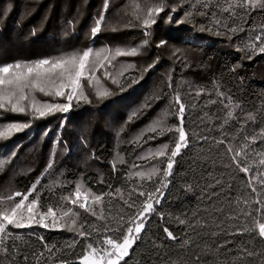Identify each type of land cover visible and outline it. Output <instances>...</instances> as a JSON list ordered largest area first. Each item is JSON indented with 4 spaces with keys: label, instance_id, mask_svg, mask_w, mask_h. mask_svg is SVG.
Listing matches in <instances>:
<instances>
[{
    "label": "trees",
    "instance_id": "obj_1",
    "mask_svg": "<svg viewBox=\"0 0 264 264\" xmlns=\"http://www.w3.org/2000/svg\"><path fill=\"white\" fill-rule=\"evenodd\" d=\"M104 2L0 0V67L28 65L40 59L79 58L84 51L92 49L67 113L45 109L46 115L41 117L34 110V107L67 103L65 97L54 94L59 80L46 89L51 94L40 92V85L35 89L25 88L26 99L19 102L25 107L23 112L0 109V132L3 133L0 136V210L14 207L36 185V191L19 210L22 216L16 217L32 226L17 229L6 225V231L13 234L7 243L15 246L13 250L27 254L28 264H37L34 252L44 253L39 264H63L64 261L83 264V257L92 249L86 248L87 241L68 248L78 237L67 231V227L79 230L87 220L103 234L100 226L105 221L80 209V203L99 209L103 205L93 204L94 197L109 192V185L112 192L121 189L116 194L117 201L121 196L127 198L133 190L135 199L139 192L160 188L162 203L158 211L150 216L141 238L119 264L125 260L127 264H189L191 253L182 248L179 240L168 239L164 229L167 227L178 238L185 235L182 230L185 226L177 218L183 219L186 214L206 206L201 196L209 171L224 178L225 195L217 201L220 206L227 204L229 196L235 204L237 196L248 195L250 190H246L244 174L229 167L230 160L223 151L218 153L216 145H201L197 141L196 134L204 129L191 117L204 109V103L198 104L190 114L186 112L183 123L189 133V147L175 158L171 174L166 173L167 157L174 149L180 125L175 96L179 92L187 102L191 99L188 93L192 96L197 92L213 96L216 91L230 94L233 103L229 110L233 112V119L225 127L236 135L240 128L235 118L243 121L251 113L254 122L249 123L246 132L259 133L264 129V54L249 58L238 47L246 41L244 33L230 40L222 33L217 34L208 20L195 13L179 25L168 23L165 17V22L160 20L157 26H151V35H145L142 25L149 9L177 8L176 19H181L193 0H109L101 31L93 38L91 28ZM159 15L164 16V12ZM239 23L250 29L264 27V11H253ZM161 40L166 41L165 46L157 47ZM133 48L137 49L135 55H115L116 49ZM97 52L101 53L99 57ZM4 88L10 90L8 85ZM203 100L207 101V95ZM213 110L219 112L220 108L211 105L208 111ZM10 124L28 126L16 131L7 127ZM153 127L154 132L150 130ZM212 135L218 136V133ZM153 136L156 138L150 139ZM255 152L260 155L254 154L249 164L254 170L264 168V142L256 146ZM77 185L81 186L79 199L75 195ZM17 192L21 196H16ZM37 194L40 199L34 212L52 207L56 229L38 226L34 220L27 219L26 205ZM109 199V196L102 197L105 204ZM249 199L254 201L255 195H249ZM114 204V212L122 207V201ZM52 220L53 217H46L45 223L51 225ZM222 227L228 225L222 224ZM255 231L257 235L253 237L219 236L220 241L232 239L234 242L223 252L210 249L207 242L201 241L200 252L209 264H240L236 253L244 244L264 251V242L258 238V224ZM16 236L19 239H14ZM41 236L49 245H56L54 255L43 248ZM97 246L99 242H93V248ZM18 259L19 264H24L22 255Z\"/></svg>",
    "mask_w": 264,
    "mask_h": 264
},
{
    "label": "snow or ice",
    "instance_id": "obj_2",
    "mask_svg": "<svg viewBox=\"0 0 264 264\" xmlns=\"http://www.w3.org/2000/svg\"><path fill=\"white\" fill-rule=\"evenodd\" d=\"M109 7V0H105L103 10L99 14V18L95 20V26L91 28L93 38L101 31V23L105 19V13ZM264 11V0H193V3L184 10V16L181 19H176L177 8H172L165 11L163 6L149 9L148 18L143 20L142 27L144 28L145 35H151L149 29L151 26H157L160 20L165 22V17L168 23L175 22L176 24H183L185 20L193 16V13L204 17L211 25L217 34H224L228 39L235 40L239 33L246 35V41L242 46H238L240 50L245 51L249 58L256 54H264V27L259 29L251 28L250 26H241L239 23L244 16L250 15L253 11ZM164 12V16L159 14ZM246 24L248 22H245ZM207 29V30H211ZM144 43H148L147 40ZM166 41L161 40L157 47H164ZM92 49L83 52L79 58L71 56L68 58H58L54 61L49 59H40L32 64L21 65H7L0 67V109L11 112H23L25 107L20 106V101L26 99L24 89L31 86L33 89L40 85L39 91L45 94H51L46 91L49 86H55L56 81L60 83L55 87L54 94L57 97H65L67 103L45 105L43 108L34 107V110L39 113L41 117L46 115L45 109H55L67 113L70 110V105L73 101V95L80 86V80L85 70V62L87 61ZM103 51V50H101ZM137 49L133 48L130 51H122L116 49L115 55H135ZM178 51V50H177ZM97 52V57L100 56ZM154 66V65H152ZM150 66V67H152ZM14 69V70H13ZM25 69V70H22ZM31 78V79H30ZM8 85L10 90H5L4 86ZM14 89L15 91H12ZM82 95V93H81ZM191 97L187 102L181 99L180 93L177 92L175 96L176 104L178 105V119L180 125L177 128L178 139L175 142L174 149L170 152L166 161V173L171 174L178 155L182 154V149L189 147V133L185 130L184 120L186 112L190 114L191 110L198 104L204 103L202 109L197 115L191 117L192 120L199 122V127L204 129L196 134L197 141L202 145L204 143H212L217 146V152L223 151L226 158L230 160L229 167L235 168L246 177V190H250L248 195L237 196L235 204L232 198L228 197V202L224 206L217 204L220 197L225 195L224 178L222 176H215L209 171L207 177L204 178V188L202 190V202L205 203L203 209H198L185 215V218L178 219L180 225L185 227L182 229L185 235L178 238L165 227L164 232L168 239L177 241L191 253L189 264H209V261L201 254V241L208 243L210 249H215L217 252L226 251L234 242L232 239L219 240V236H256L255 225L258 224V238L264 242V168H256L255 170L249 164L253 155H260L255 152L256 146L264 142V129L259 133H247L246 127L250 122H254V116L249 113L247 118L243 121L236 117L240 131L232 134L231 128H226L230 120L233 119V112L230 106L233 103L230 94H225L222 91H216L215 96L212 93L197 92L195 96L188 93ZM207 95V101L203 97ZM15 100V102H13ZM9 105V107H6ZM211 105H216L220 108L219 112L213 110L209 112L208 109ZM236 107H240L236 104ZM26 124H10L9 129L21 131L26 128ZM156 131L155 127L150 129ZM213 132L218 133L212 135ZM0 136L3 133L0 132ZM153 136L150 139H155ZM235 144V147L233 146ZM167 148V145L164 146ZM15 156V153H12ZM160 155H164L163 152ZM264 163V161H262ZM49 168L52 167L50 163ZM140 175V173H138ZM39 184V181L36 182ZM80 185H77L75 195L77 199L80 198ZM101 193L95 195L93 204L103 205L99 209L88 206L86 203H80L79 208L89 212L92 217H97L105 222L100 226L103 229V234L97 231L93 225L87 220L83 221L80 229L72 226L67 227V231L73 232L75 237L72 243L68 244V248H75L77 244L87 241L86 248L93 249L98 252L104 259L105 264H119V262L129 255V249L141 238L140 234L146 227V222L150 216L156 213L159 205L162 203L159 193L160 188H154L151 192H139L136 198H133L134 190L128 193L127 198L123 196L120 200H116V194L121 192L120 188H116L114 192ZM163 185H161V188ZM36 191L34 184L28 191V194L23 195L20 202L16 203L11 209L0 210V264H19L18 257L22 255L24 264H28L29 256L21 254L18 250H13L14 245L7 243V238L12 236L11 232L6 231V225H11L14 228L22 229L31 227L23 219H17L19 210L25 207L24 202L28 200V196ZM254 194L255 200L249 199V195ZM16 196H21L17 192ZM103 196H109L110 199L107 204L102 200ZM143 197V199H140ZM11 200V197L8 198ZM40 195L37 194L30 203L26 205L28 220H34L38 226L45 228L51 227L56 229L55 213L52 207H48L46 211L34 212L37 207V201ZM88 197L85 196L84 200L87 201ZM122 201V207L118 211H113L115 204ZM73 204L76 200L72 201ZM65 215H67L65 213ZM79 215V213H74ZM36 217H39L38 219ZM46 217H53L51 225L45 223ZM6 222V224H5ZM76 224V220L72 221ZM222 224H227L228 227H222ZM85 225H88L85 227ZM219 229V231H217ZM64 230V229H59ZM95 232V235L93 234ZM14 239H19L18 236ZM40 241L43 248L49 253L54 255L53 249L56 245H49L48 242L41 236ZM122 241V242H121ZM93 242H99L98 248H93ZM59 249H57L58 251ZM240 257V264H264V251H260L251 245L244 244L237 250L236 253ZM37 257V264L39 258L44 255L43 252L33 253ZM87 261L88 257H84ZM226 259V258H225ZM63 264H67L64 261ZM89 264H98V261L92 260ZM127 264V261H124ZM231 264V262H228Z\"/></svg>",
    "mask_w": 264,
    "mask_h": 264
},
{
    "label": "crops",
    "instance_id": "obj_3",
    "mask_svg": "<svg viewBox=\"0 0 264 264\" xmlns=\"http://www.w3.org/2000/svg\"><path fill=\"white\" fill-rule=\"evenodd\" d=\"M134 245V244H133ZM132 248V247H131ZM131 248L129 249V253L131 251ZM92 252H90L89 254H87L86 256L84 257H88V260L86 261V264H89L90 261L92 260H96L98 261V264H105V259L103 258H98V256L94 255V254H91ZM83 257V258H84Z\"/></svg>",
    "mask_w": 264,
    "mask_h": 264
},
{
    "label": "rangeland",
    "instance_id": "obj_4",
    "mask_svg": "<svg viewBox=\"0 0 264 264\" xmlns=\"http://www.w3.org/2000/svg\"><path fill=\"white\" fill-rule=\"evenodd\" d=\"M95 248H98V246L95 247ZM91 252H92L91 254H94V255L98 256V258H103L98 252L93 251V249H92ZM82 262H83V264H86V260L84 258L82 259Z\"/></svg>",
    "mask_w": 264,
    "mask_h": 264
},
{
    "label": "built area",
    "instance_id": "obj_5",
    "mask_svg": "<svg viewBox=\"0 0 264 264\" xmlns=\"http://www.w3.org/2000/svg\"><path fill=\"white\" fill-rule=\"evenodd\" d=\"M98 247H99V246H98ZM123 259H124V258H123ZM123 259H122V260H123ZM122 260H121V261H122Z\"/></svg>",
    "mask_w": 264,
    "mask_h": 264
}]
</instances>
